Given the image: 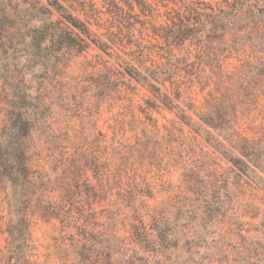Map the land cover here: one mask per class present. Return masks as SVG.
Segmentation results:
<instances>
[{
	"label": "trees",
	"instance_id": "obj_1",
	"mask_svg": "<svg viewBox=\"0 0 264 264\" xmlns=\"http://www.w3.org/2000/svg\"><path fill=\"white\" fill-rule=\"evenodd\" d=\"M93 49L90 112L114 100L128 129L110 124L109 137L83 144L53 130L52 85ZM0 91L1 264H43L30 253L35 220L55 224L70 264H178L191 233L187 251L203 249L204 261L264 264V228L245 229L234 212L238 185L264 192V124L253 123L264 107V0H0ZM194 138L228 170L192 160ZM107 155L113 169L100 160ZM176 166L183 190L147 205L156 197L147 175L162 179ZM124 209L129 241L116 229ZM227 234L245 241L231 263Z\"/></svg>",
	"mask_w": 264,
	"mask_h": 264
},
{
	"label": "rangeland",
	"instance_id": "obj_2",
	"mask_svg": "<svg viewBox=\"0 0 264 264\" xmlns=\"http://www.w3.org/2000/svg\"><path fill=\"white\" fill-rule=\"evenodd\" d=\"M99 1L100 0H97L98 4ZM97 53L99 52L93 49L90 50L88 55L86 54L75 58L62 74L59 85H56L55 83L52 85V87L54 86L55 88L53 93L54 98H56L57 101L54 106L55 114L50 120V123H53V130L59 129L62 131L60 137L65 140L68 139V137H72L79 143L85 144V142L93 140L92 138L97 136L99 132L105 133L107 137H109L112 132L110 124L119 126L123 124V128L125 130L128 129V116H124L121 106H119L117 104L118 102H115L114 100L111 103V108L106 106L101 107L100 115H95L90 112V109H92L90 104L93 103V99L90 98L88 96L89 94H87L88 92H86L90 91V87L88 86L90 75L88 73L91 69L88 64L89 60L94 61L93 56ZM123 91L131 92L133 90L123 88ZM136 92L137 96L134 98L135 102L137 104H143V99L148 97V94L140 87H137ZM198 92L199 91H196V93ZM64 98H66V100H63ZM3 111V104L0 97V130L4 119ZM166 115L168 118L172 117L168 113ZM254 117L255 120L253 123L254 125L256 124L255 126H259L260 123L264 124V107L261 108V111H256ZM185 131H187V129ZM125 136L129 137V132H127ZM43 139L44 137L38 133L35 138L36 144L40 145V143L43 142ZM106 141L107 144H112V140H109V138L106 139ZM190 143L194 150V154H191L193 156L192 160H196L195 162L198 161V163L204 162L205 166L209 169V173L210 170H216L219 173L228 170V164L216 155L211 154L210 148L206 147L199 138H194ZM110 147L111 146H109V149ZM49 155H51V152L44 149L41 157L44 161L51 163L55 159L51 158ZM100 160L110 164L112 169L116 167L117 160L111 158L109 155ZM205 171L203 173L207 174ZM181 175L182 170L177 166L169 172L163 173L162 179L159 177L157 178L152 173L148 174L147 179L152 185L156 197L155 199L145 200L146 204L151 207L160 206L165 204L167 199L172 197L176 192L183 190V177H181ZM114 193L115 192L111 193V199H115ZM234 194V212H236L238 219L244 223V228L249 229L251 225L260 226V229L261 226L264 228V192L252 184L243 183L241 186L238 185L234 189ZM121 217L123 225L122 223L118 224L116 229H118V235L129 241V210L124 209ZM125 218H127V221H125ZM7 220L6 207L0 200V264L4 261L7 251ZM253 231L254 230L248 234L253 235ZM193 235L194 234L191 233L188 237ZM58 236V229L53 222L46 223L41 220L33 221L30 231V253L33 255L32 259H37L43 264H70L72 258L62 249L63 247L60 243L61 239ZM207 236L209 237V234ZM188 237L184 236L180 241V248L178 249V264H218L216 261H204L202 258L203 249L198 250V248L192 246L193 250L188 252L185 244V239ZM257 239L260 241L264 240L261 236ZM248 241H251V238L248 239ZM223 242L226 243L227 246V253L225 256L231 263L238 255L233 251V248H236L237 243L243 245L245 241H240V239L233 236V234H227V236L224 237ZM216 258L222 260L223 257H220L219 255Z\"/></svg>",
	"mask_w": 264,
	"mask_h": 264
}]
</instances>
